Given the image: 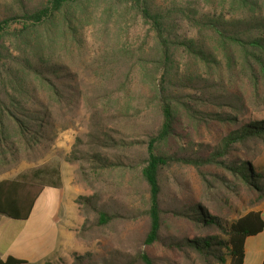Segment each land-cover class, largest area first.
<instances>
[{"label": "trees", "instance_id": "obj_1", "mask_svg": "<svg viewBox=\"0 0 264 264\" xmlns=\"http://www.w3.org/2000/svg\"><path fill=\"white\" fill-rule=\"evenodd\" d=\"M208 5L211 9L194 0H11L5 6L6 10L0 8V147L4 148L7 132H13L6 128L4 117L15 118L16 129L22 135L32 134L31 139L22 141L24 147L37 142V132L32 131L26 121L30 111L24 103L33 98L36 87L58 100L73 91L85 101L90 122L88 132L83 138L76 139L66 160L84 163L80 175L91 183L105 171L126 167L137 170L150 194L151 227L145 244L171 240L170 246L189 248L204 264H224L228 260L229 264H243L246 239L264 230L260 210H251L224 225L200 206H193V213L188 216L206 228L219 227L226 237L196 236L177 242L161 235L164 211L160 204L161 171L172 163L194 166L203 178L206 173L202 169L209 165L236 171L259 195L264 194V173L257 171L248 160L231 156L233 152L245 154L238 146L247 142L264 143V120L243 123L214 146H204L191 134L182 133L183 118L194 120L200 115L213 116L217 120L223 118L220 113H208L193 103L197 97L195 92L206 96L207 90L210 92L212 88L205 76L219 74V71H210V63L220 66V57L231 59L232 49L242 48L254 61L264 65L260 60V53L264 54L262 0H218V6L210 2ZM100 9L103 14L129 15L149 25L150 44L145 43L133 50L130 49L132 45L126 46L109 56L113 59L119 56L129 62L150 90V112L153 109L157 117L155 121L137 118L136 136L130 135L132 127L127 126L132 123L128 121L134 118L133 109L143 111L133 103L120 102L127 89L117 85V79L111 77L119 67L116 61L112 59L101 67L107 86L81 91L78 87L80 79L57 54L69 42L79 48ZM186 24L196 31L195 35L182 31ZM182 51L195 60V68L179 63V52ZM199 63L204 64L205 72L197 66ZM247 63L251 72H255L256 66L250 59ZM118 72L122 74L121 70ZM134 77L135 73L127 75L125 84H132ZM69 80L78 85L75 91L67 89ZM180 138L186 140L187 147L173 153L162 150L169 141ZM203 150L208 153L203 154ZM247 157L254 158L251 153ZM43 191L41 184L10 178L0 180V215L17 221L28 220ZM77 201L95 213L92 226L96 228L108 226L111 220L120 216L118 213L122 209L114 202H103L99 193L81 196ZM186 212L187 209L174 210L181 216ZM88 225L86 219L84 229L88 230ZM72 256L70 264H158L155 258L141 250L131 254L114 248L99 257L78 252H73ZM0 264H27V261L13 255H0ZM47 264L55 263L49 261Z\"/></svg>", "mask_w": 264, "mask_h": 264}, {"label": "rangeland", "instance_id": "obj_2", "mask_svg": "<svg viewBox=\"0 0 264 264\" xmlns=\"http://www.w3.org/2000/svg\"><path fill=\"white\" fill-rule=\"evenodd\" d=\"M194 1L207 9H211L208 2L218 6V0ZM9 2L11 0H0L2 11L6 10L5 6ZM102 14L100 9V14L93 20L79 48L69 42L61 51H57L80 79L79 86L69 80V90L75 91L77 86L81 91L101 86L104 88L107 85L101 67L113 59L109 57L111 53L131 45V50L137 49L138 46L150 44L152 41L151 36L148 38L149 25L143 21L129 15H112V12ZM260 14L264 16V0ZM182 31L190 35L196 34L187 24ZM247 59L256 66L255 72H251L246 66ZM260 60L264 63L263 53H260ZM113 61H116L119 67L115 68L111 77L117 79V85L127 89V92L121 95L120 102L133 103L143 111L133 109L134 118L128 121L132 123L127 126L132 127L129 130L130 135L136 136L134 128L137 118L145 117V121H155L157 117L153 109L150 112L152 96L139 72L135 71L136 68H131V64L119 56ZM178 61L181 65L188 64L194 68L196 66L195 60H191L184 51L179 52ZM197 66L203 72L206 71L203 63ZM208 67L210 71H219V74L205 76L212 88L210 92L207 90L206 96L202 92H195L197 97L193 103L208 113H220L223 118L217 120L213 119V116L203 115L194 120L183 118L182 133L191 134L196 142L204 146H214L243 123L264 120V65L254 61L248 51L233 48L231 59L220 57V66L210 63ZM120 70L122 74L118 72ZM133 73L135 77L132 84H125L127 75L132 76ZM33 95L32 99L24 103L30 111L26 121L32 131L37 132V142H32L28 148L24 147L22 141L31 139L32 134L22 135L16 129L17 120L4 117L6 128L10 129L9 131L12 129L13 132H7L4 148L0 147V180L20 179L44 186V191L28 220H6L10 224L4 228L11 231L15 238L13 250H24L26 246L21 245L23 239H43L46 244H51L63 230L67 244L71 246L72 251L80 254L92 253L99 257L111 249L119 248L131 254L138 250L147 252L158 264H204L200 256L189 248L183 245L179 248L170 246L171 240L145 244L151 227L150 194L136 169L126 167L105 171L98 180L94 178L91 183L80 175L84 163L66 160V155L71 151L76 139L83 138L88 132L90 112L82 98L75 96L72 91L58 100L48 96L40 87H36ZM185 147L186 140L180 138L169 141L162 146V150L173 153ZM238 147L245 154L233 152L231 156H237L241 161L248 160L257 171L264 173V143L247 142ZM135 149L139 151L138 148ZM202 153L207 154L208 151L203 150ZM248 153L254 158H248ZM128 155L132 153L128 152ZM202 170L206 173L205 178L196 167L187 164L172 163L162 169V237H171L177 242L196 236L226 237L219 227L206 228L188 216L193 213V206H200L204 212L218 218L224 225L231 224L251 210L264 209V194L259 195L236 171L216 165L205 166ZM96 193L103 197V202H114L122 208L118 213L120 216H116L103 228L92 226L96 219L95 213L89 212L77 201L81 196L90 197ZM175 208L187 209L188 212L181 216L174 213ZM1 217L0 215V219ZM86 219L88 230L83 227Z\"/></svg>", "mask_w": 264, "mask_h": 264}, {"label": "crops", "instance_id": "obj_3", "mask_svg": "<svg viewBox=\"0 0 264 264\" xmlns=\"http://www.w3.org/2000/svg\"><path fill=\"white\" fill-rule=\"evenodd\" d=\"M263 213L264 218V209H260ZM2 216V215H1ZM10 218L2 216L0 219V255L2 257H7L9 255L16 256L18 258L24 259L27 261V264H47L51 261L55 264H70L73 261V252L71 246L67 244L64 239V232L58 233L57 239L51 244H46L43 239L32 240V239H23L21 245L29 246L27 249L24 247V250H13L14 246V234L11 231H7L9 227L8 223ZM7 222V223H6ZM61 233V235H60ZM4 241V244L2 245ZM216 264H223L217 262ZM224 264H229L228 262ZM243 264H264V230L254 236H249L245 242V259Z\"/></svg>", "mask_w": 264, "mask_h": 264}]
</instances>
